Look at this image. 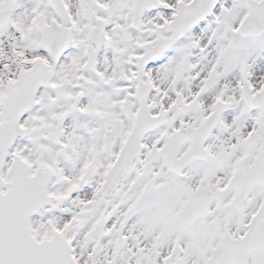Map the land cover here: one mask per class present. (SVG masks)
Wrapping results in <instances>:
<instances>
[{"label":"snow or ice","instance_id":"6c2138e0","mask_svg":"<svg viewBox=\"0 0 264 264\" xmlns=\"http://www.w3.org/2000/svg\"><path fill=\"white\" fill-rule=\"evenodd\" d=\"M0 264H264V0H0Z\"/></svg>","mask_w":264,"mask_h":264}]
</instances>
